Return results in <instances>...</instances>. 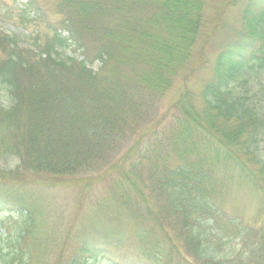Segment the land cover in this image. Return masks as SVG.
I'll return each mask as SVG.
<instances>
[{
  "label": "trees",
  "instance_id": "trees-1",
  "mask_svg": "<svg viewBox=\"0 0 264 264\" xmlns=\"http://www.w3.org/2000/svg\"><path fill=\"white\" fill-rule=\"evenodd\" d=\"M58 2L62 28L51 27L37 59L12 49L0 62L9 94L0 100V214L23 224L0 227V264H30L47 241L46 206L21 178L87 173L123 149L90 219L98 242L70 264H264V0L250 3L201 92L185 91L171 118L147 129L194 55L209 0ZM71 47L83 58H63ZM233 186L258 196L252 223L227 212ZM128 220L132 255L122 251Z\"/></svg>",
  "mask_w": 264,
  "mask_h": 264
},
{
  "label": "rangeland",
  "instance_id": "rangeland-1",
  "mask_svg": "<svg viewBox=\"0 0 264 264\" xmlns=\"http://www.w3.org/2000/svg\"><path fill=\"white\" fill-rule=\"evenodd\" d=\"M26 1L0 0V62L8 58L12 49L20 50L27 55L35 54L34 59H37L41 47L53 33L51 27L62 28L64 14L59 10V0H32L40 9L36 14L28 12ZM231 1L209 0L205 10L206 22L191 61L178 72L171 87L156 100L154 112H151L153 114L142 125L143 129L152 127L159 119H170L175 111L174 104L180 96L185 91L199 94L211 78L217 54L237 38L234 30L241 26L243 16L254 7L249 6L250 3L256 0H234L230 4ZM61 56L83 58L80 50L75 47L61 50ZM98 66L97 61L92 64L94 69ZM243 86L251 87L252 84L244 83ZM253 88L257 90L256 86ZM7 95L9 94L5 85L0 83V100ZM124 151L123 149L116 154L117 157L123 155ZM116 158L111 165L74 176H58L43 172L30 173L21 178L44 202L49 223L47 241L33 250V261L30 264H70L77 248L88 241L98 242L96 230L98 220L93 222L90 219L98 217L95 214L98 213V203L110 196L114 175L112 167L118 160ZM7 164L15 168L17 161L12 159ZM258 205V196L243 186H233L225 198L227 212L242 218L247 224L256 219ZM124 224L126 235L122 251L132 255L135 248L134 230L129 220ZM22 225L16 217L0 214L1 228L6 227L16 233ZM238 246L233 245L228 249L233 250Z\"/></svg>",
  "mask_w": 264,
  "mask_h": 264
}]
</instances>
